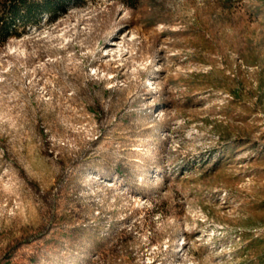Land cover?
I'll use <instances>...</instances> for the list:
<instances>
[{
	"label": "rangeland",
	"instance_id": "rangeland-1",
	"mask_svg": "<svg viewBox=\"0 0 264 264\" xmlns=\"http://www.w3.org/2000/svg\"><path fill=\"white\" fill-rule=\"evenodd\" d=\"M65 5L0 42V264H264V0Z\"/></svg>",
	"mask_w": 264,
	"mask_h": 264
},
{
	"label": "trees",
	"instance_id": "trees-1",
	"mask_svg": "<svg viewBox=\"0 0 264 264\" xmlns=\"http://www.w3.org/2000/svg\"><path fill=\"white\" fill-rule=\"evenodd\" d=\"M65 10V0H0V42H3L10 35H18L22 29L29 25H36L44 14L53 16ZM126 19L127 16L124 15L116 19L112 29L105 34L106 39L101 42L100 58L102 48L109 43ZM65 47L66 45H64ZM92 67L95 68V71L99 69L98 63L93 64ZM154 71L150 73L148 78L153 76ZM29 73L30 69H27L26 75L28 76ZM150 92L152 91H148L147 94Z\"/></svg>",
	"mask_w": 264,
	"mask_h": 264
}]
</instances>
